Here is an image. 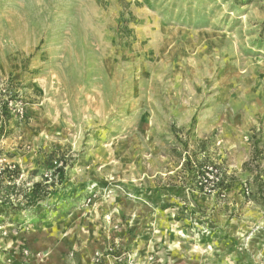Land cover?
I'll list each match as a JSON object with an SVG mask.
<instances>
[{"label": "rangeland", "instance_id": "obj_1", "mask_svg": "<svg viewBox=\"0 0 264 264\" xmlns=\"http://www.w3.org/2000/svg\"><path fill=\"white\" fill-rule=\"evenodd\" d=\"M1 100L0 264H264V0H0Z\"/></svg>", "mask_w": 264, "mask_h": 264}, {"label": "trees", "instance_id": "obj_2", "mask_svg": "<svg viewBox=\"0 0 264 264\" xmlns=\"http://www.w3.org/2000/svg\"><path fill=\"white\" fill-rule=\"evenodd\" d=\"M9 119V110L7 109V102L1 100L0 102V138L5 135V129ZM54 153H50L48 157V164L53 163ZM61 161V160H60ZM188 159H185V165L188 164ZM59 166H54L56 178L44 179L43 181H35L30 186H25L20 179V168L16 165H0V225L5 221L9 223L14 222V215L23 212L40 210L43 208V203L46 198L53 195L54 191L50 189L55 183L62 184L64 178V168L66 164L60 162ZM183 163V164H184ZM191 173H200L202 167H198L195 163ZM173 191L176 195L181 194V188H176Z\"/></svg>", "mask_w": 264, "mask_h": 264}]
</instances>
